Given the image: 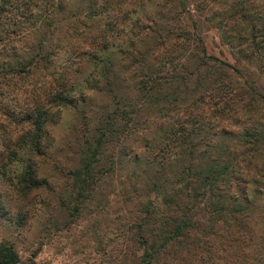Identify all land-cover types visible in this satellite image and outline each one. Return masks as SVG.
<instances>
[{
    "label": "trees",
    "instance_id": "1",
    "mask_svg": "<svg viewBox=\"0 0 264 264\" xmlns=\"http://www.w3.org/2000/svg\"><path fill=\"white\" fill-rule=\"evenodd\" d=\"M161 1L87 0L62 16V0H0V87L6 86L0 92V226L21 232L41 216L48 229L69 227L89 195L101 197L102 166L113 173L112 164L123 159L124 175L165 170L163 181H150L141 200L120 206L125 214L114 216L116 230L127 224L128 246L139 250L127 264H264V229H247L242 211L247 204H241H257L259 198L264 206V93L257 89L258 74L244 75L206 55L195 37V54L205 59L195 67L213 65L218 74L199 73L189 87L191 98L178 105V112L161 105L150 109L151 100L163 106L176 101L165 89L186 49L184 35L181 43L163 37L159 43L165 40L167 47L141 58L139 42L158 31L163 20L144 16V2L165 7ZM82 11L89 21L79 16ZM215 14L220 38L238 63L264 71V0H231ZM133 62L152 69L150 78L136 79L134 88L144 101L129 113L117 106L115 116L99 114L94 138L76 148L77 165L66 168L60 189L52 187L50 176L39 171L53 159L47 154V126L87 92L113 86L117 72ZM26 65L37 70L24 87L17 79ZM226 69L239 77L226 78ZM78 79L88 84L80 87ZM153 92L158 96L148 102ZM10 101L14 107L7 105ZM147 119L156 122L151 130ZM105 151L107 160L101 163ZM177 192L183 199L175 197ZM13 243L0 239V264H25ZM104 246L102 239L96 241V248Z\"/></svg>",
    "mask_w": 264,
    "mask_h": 264
},
{
    "label": "rangeland",
    "instance_id": "2",
    "mask_svg": "<svg viewBox=\"0 0 264 264\" xmlns=\"http://www.w3.org/2000/svg\"><path fill=\"white\" fill-rule=\"evenodd\" d=\"M86 1L87 0H62L64 7L60 14L63 16L65 13L64 10L67 11L71 7L75 8L79 5L81 7L84 6ZM129 1L133 5L139 4L137 0ZM230 1L231 0H182L180 4L177 0H162L161 3H164L165 7H155L153 3L149 5L144 2V16L147 14V16L151 17L156 14L162 16L163 20H161V26L159 25L158 31L149 32L142 37L141 42H139V50L141 54H143L141 58L149 55L151 49L155 50V48L159 47L162 50L167 47L168 45L165 43V40L159 43V40L163 37H166V39H180L178 43L183 41L181 36L184 35L186 37L184 38L186 49H184L182 55L183 59L179 61L178 67L176 66V68H173L175 77L172 76V78H169L170 84H168V88L165 89V91L170 94L169 96L176 99V101H172L171 103L170 100H168L170 104L164 106L160 102H152V100L149 102L150 100H147L149 97L151 99L158 96L153 92L151 96L148 95L146 98L151 106L150 109H154V107L159 108L161 105V107H171L174 111L178 112V110H175L179 107L178 105L191 98L192 93L189 87H191L200 76L199 73L210 77L218 74L216 73L217 69L214 68L213 65L210 67L209 64L208 66L200 65L199 68L195 67L200 63L199 60H205L203 58L198 60L195 54V37L201 39L206 55L215 56L221 61L237 66L238 70L243 72L244 75L248 76L249 72L258 74L257 89L264 93V71L251 65L248 66L244 62L238 63L236 56H233V53L229 51L226 43L220 38L221 31H218V28H216L217 24L214 21L217 18L215 14L216 7L223 6ZM181 5H183V9ZM79 16L85 22L89 21V19L84 17L83 11ZM120 18L119 15L118 19ZM191 21H194L193 25ZM136 35L138 39L142 36V34L139 33ZM136 57L139 58L138 55ZM54 58L55 57H53V59ZM155 61L156 60H151L150 62L154 63ZM141 66L143 65L133 62V64L117 72V76L112 82L114 83L112 84L113 86L102 87V90H91V93L87 92L86 98L83 101L77 103L74 108H62L58 117L56 116L55 118L56 121L52 125L47 124L48 133L50 135L49 146L47 141V154L49 152L50 157L53 159H47L44 164H41L39 171L50 176L49 181L53 183L52 187L60 189L62 182H64L66 168L77 165L78 150L76 148H79L78 146L84 142L85 138L89 140L94 138L97 133L95 130L97 126L96 118L99 114L107 112V114L109 113L115 116V109L117 106L120 108L124 107L123 109L128 111V113L135 108H139L140 102L144 100L141 97L142 92L134 88L137 82L136 79L139 78L140 75L150 78L152 73L150 67L144 66L141 68ZM191 69L194 70V73H191ZM22 70L20 75L21 78L17 79V81L20 86L25 87L30 83L29 81L33 78L32 75L37 69L31 72V69L27 68L26 65ZM227 71L229 72V76L226 78L235 79L239 77L234 71L226 69V72ZM77 82L83 83L80 87H84V84H88V81L85 82L80 79H78ZM9 83H11V81H9ZM90 84L92 83L90 82ZM174 86H176L177 89H173ZM5 88L6 86L0 87V92H5ZM10 102L11 103L7 105L14 107V102ZM44 104L46 108H48V100L44 101L43 105ZM127 104L131 106L128 107ZM145 105L147 106L148 103ZM15 110H17V108H15ZM43 111H45L44 108ZM162 111H165V109L162 108ZM3 114L4 112L0 110V118L4 117ZM18 114V111H16L12 113V116H17ZM147 121L151 120L147 119ZM155 123L156 122L151 121L146 127L151 130L155 127ZM6 126L8 129H13L12 124ZM1 144L2 142L0 139V147H2ZM105 154L106 151L102 154L101 163L107 160ZM118 162L117 164L113 163L111 166V171L113 173L107 169L104 170L105 165L102 166L103 172H101L102 175L99 178V184H97V190L101 189L103 191L100 193L101 197H92L89 195L88 199L82 202V204L85 203V208L81 210L69 227L58 229L49 226L50 228L48 229V221H43L42 217L39 216L32 222L29 228L27 227L21 232L14 228L11 229L8 225L0 226V239H9L14 242L15 250L20 260L25 264H30L29 260H32L33 264L129 263L134 255L139 254V250L134 249L133 246H128L130 241L125 238L126 232L129 234L126 228L127 224L119 225V230H116L118 220H116L114 216L119 212L121 213L120 216L125 214L123 210H120L122 208L120 206H127L132 204V202L141 200L150 181L157 180L158 178L163 181L161 178L164 179L165 170H162V173H157L158 171H149L148 173L138 174L137 176L124 175L126 173V167L123 163L124 160L119 159ZM182 162L183 160L180 161V164ZM160 180L157 181L160 182ZM101 183L103 185H100ZM0 189H2L1 186ZM63 192L64 194L66 193V191ZM103 194L105 196H103ZM175 197L181 200L184 197V193L177 192ZM123 200L128 202L126 203ZM255 200L257 204L256 202L252 204V200L241 203L247 204L243 206L245 208L242 210L245 214L244 218L246 222L244 219L243 221L247 229L257 226V229L260 230L264 229V206L258 203L259 198ZM91 203H93V205H91ZM128 207L130 206L126 208ZM61 217V214H57L54 219L59 220ZM120 224H122V221ZM100 239L105 243L102 249L96 248V241ZM32 252H34V254H31Z\"/></svg>",
    "mask_w": 264,
    "mask_h": 264
}]
</instances>
